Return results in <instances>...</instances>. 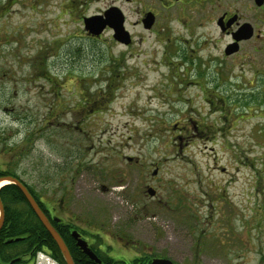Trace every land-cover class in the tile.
Instances as JSON below:
<instances>
[{
    "label": "rangeland",
    "instance_id": "rangeland-1",
    "mask_svg": "<svg viewBox=\"0 0 264 264\" xmlns=\"http://www.w3.org/2000/svg\"><path fill=\"white\" fill-rule=\"evenodd\" d=\"M258 6L0 0L2 167L116 255L264 264ZM110 7L122 12L129 45L107 27L99 35L85 29L84 16ZM149 9L155 21L144 29L138 20ZM224 12L256 33L232 56L237 50L224 53L229 38L216 23ZM145 183L156 186V198L142 194Z\"/></svg>",
    "mask_w": 264,
    "mask_h": 264
},
{
    "label": "trees",
    "instance_id": "trees-1",
    "mask_svg": "<svg viewBox=\"0 0 264 264\" xmlns=\"http://www.w3.org/2000/svg\"><path fill=\"white\" fill-rule=\"evenodd\" d=\"M8 150L11 149H7L6 151ZM0 152H3L2 147H0ZM4 175H12L18 178L24 183L34 198L38 197L31 185L24 182L14 171L3 168L0 163V176ZM0 199L4 208V222L0 229V261L9 262L17 257L22 258V256L28 254L30 251L32 252V256H35L37 251L45 250L59 264H65L55 241L35 215L18 187L13 183L4 184L0 188ZM55 225L54 227L70 249L74 261L78 264H91L87 255L75 245L68 225ZM15 238L19 239L6 242L8 239ZM79 261L83 263H79Z\"/></svg>",
    "mask_w": 264,
    "mask_h": 264
},
{
    "label": "water",
    "instance_id": "water-1",
    "mask_svg": "<svg viewBox=\"0 0 264 264\" xmlns=\"http://www.w3.org/2000/svg\"><path fill=\"white\" fill-rule=\"evenodd\" d=\"M255 2L258 5H261L263 0H255ZM154 21V16L151 12H147L145 17L142 19L144 28H150L152 23ZM232 19H229L227 24L231 22ZM83 23L85 29L88 31V33L93 35H99L105 27H111L113 30V38L117 40L118 42H121L123 44H128L131 41V37L129 34V31L125 29L124 27V17L122 12L117 7H110L106 9L102 14H93L90 16H84L83 17ZM217 25L220 27L221 30L224 29L222 25V17H219L216 21ZM253 29L251 24L246 23L244 24L236 33H233V42L229 43L226 46L225 52L228 54L232 51L237 50V43L241 38H248L252 36ZM130 160V158H128ZM3 180H6L7 183H13L15 184L18 189L21 191L22 195L27 200L28 204L30 205L31 209L35 213V215L38 217L44 228L47 230V232L50 234L52 239L55 241L57 247L61 251L66 264H74L73 258L71 257L69 250L63 240V238L60 236L58 231L55 229V227L52 225L46 214L41 210L40 206L38 205L35 198L32 196V194L29 192L27 187L16 177L12 175H4L0 176V188L4 184H1ZM152 193V191H149ZM4 222V208L3 204L0 199V229ZM76 240V245L79 247V249L87 254V256L95 260L97 262L100 261V259L97 257L95 252L89 247L87 242L79 237V234L77 231L73 230L71 233ZM19 238L15 239H8L6 242H11L13 240H18ZM21 257H17L12 259L8 264H11L15 261L20 260ZM151 264H173V262L169 258L164 257H155L152 259Z\"/></svg>",
    "mask_w": 264,
    "mask_h": 264
},
{
    "label": "flooded vegetation",
    "instance_id": "flooded-vegetation-1",
    "mask_svg": "<svg viewBox=\"0 0 264 264\" xmlns=\"http://www.w3.org/2000/svg\"><path fill=\"white\" fill-rule=\"evenodd\" d=\"M176 1H181V0H176ZM263 4L264 3H262L258 7L262 9ZM147 12H151L153 14L154 21H155V15H154L153 11L150 10V9L149 10H146L144 12V17H145V15H146ZM219 17H222V25L224 27L223 30H221V29L220 30H221V32H222L223 35H226L229 38L228 42L226 43V45H225V47L223 49L224 53L226 54V52H225L226 46L229 43H232L234 41L233 40V33H236L243 26L242 24H244L245 22L241 21V16L238 13H233L231 16H229V15H227L226 12H224ZM142 19H143V15H141L140 19L138 20V23H142V25H143ZM229 19H232V21L227 24V22L229 21ZM154 21H153L151 27L153 26ZM107 28H109V27H107ZM150 28H144V29H150ZM109 29H111V28H109ZM130 36H131V42H132V35L130 34ZM255 36H256V33L253 30V34H252V36L250 38L239 40L238 43H237V45H238L237 51L234 52V53H232V54H230V56L238 54L240 52V50L242 49L243 44L245 42L250 41ZM157 173H158V169H154L152 171V180L157 175ZM102 189H106V187L104 185H102ZM143 189H145L144 191H142V194L144 196L149 197L150 199L151 198L152 199L153 198H156L157 193H158V190H157V188H156L155 185H153L152 183H145L143 185ZM149 191H152V193H150ZM35 200L37 201V203L40 206L41 210L46 214V216L48 217V219L50 220V222L52 223L53 226L55 224L68 225L70 235H71L72 239L74 240L75 245H76L75 237L71 234L73 230L77 231V233L79 234V237L83 238L87 242V244L89 245V247L95 252V254L97 255V257L100 259V261L97 262L95 260L90 259L87 256L90 259L91 264H151L152 259L154 257H156V256H150L149 255L150 253L149 254L148 253L147 254L143 253L141 255L140 254H138V255H134L133 254L131 257L130 256H126L124 254H121V255L117 254L116 255L115 253H113L114 250H110V251L107 250V247L108 246L106 244H101L100 242L93 243L92 241H89L86 238V236L84 235V233H85V231H83L84 229L81 228V227H79L74 222V219L73 218H70L69 217L68 219H64L63 217H61V216H59L57 214V210H56L55 205L53 203H48L47 204L46 202H44L42 199H40L38 197L37 198L35 197ZM61 201H63V200H61ZM127 250L130 251V249H128V248H127ZM140 257L143 258V259H137V258H140ZM35 258L36 257L35 256H32V252L30 251L28 254H25L24 256H22V258L20 260L13 262V264H22V263L27 264L28 262H30L31 264H33V263H35ZM73 261H74V259H73ZM9 262H1L0 261V264H8ZM74 263L75 264H78L75 261H74ZM79 263H83V262L82 261H79Z\"/></svg>",
    "mask_w": 264,
    "mask_h": 264
},
{
    "label": "bare ground",
    "instance_id": "bare-ground-1",
    "mask_svg": "<svg viewBox=\"0 0 264 264\" xmlns=\"http://www.w3.org/2000/svg\"><path fill=\"white\" fill-rule=\"evenodd\" d=\"M7 181L6 180H3L2 182H1V184H4V183H6ZM23 183V182H22ZM24 184V183H23ZM56 229V228H55ZM57 230V229H56ZM58 231V230H57ZM59 233V232H58ZM50 235V234H49ZM52 238V237H51ZM67 246V245H66ZM67 248H68V246H67ZM59 249V248H58ZM68 250H69V253H70V255H71V252H70V249L68 248ZM60 251V250H59ZM60 253H61V251H60ZM61 255H62V253H61ZM62 257H63V255H62ZM71 257H72V255H71ZM63 259H64V257H63ZM64 262H65V259H64ZM11 264H13V263H11ZM66 264V263H65ZM75 264V263H74Z\"/></svg>",
    "mask_w": 264,
    "mask_h": 264
}]
</instances>
